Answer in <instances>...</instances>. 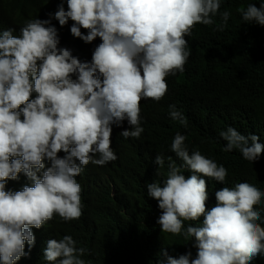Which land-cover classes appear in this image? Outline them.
<instances>
[{
    "label": "clouds",
    "instance_id": "1",
    "mask_svg": "<svg viewBox=\"0 0 264 264\" xmlns=\"http://www.w3.org/2000/svg\"><path fill=\"white\" fill-rule=\"evenodd\" d=\"M223 1L66 0L65 8L60 0L55 12L21 25L19 35L15 27L0 30V264H90L71 235L47 237L50 223L79 220L82 188L104 186L96 169L141 146L146 105L176 130L170 149L153 160L157 175L169 162L167 176L148 183L147 195L158 202L162 233L183 234L196 249L193 258L191 250L174 257L162 248L156 264H251L264 255L254 207L264 190L246 181L225 185L208 209L202 177L225 183L228 170L185 143L197 111L189 73L201 61L197 26L224 31L237 18L255 27L264 50V0L236 9ZM53 20L85 44L101 42L74 55ZM242 133L222 130V150L260 160V135ZM21 173L28 180H19ZM201 217L202 224L184 227Z\"/></svg>",
    "mask_w": 264,
    "mask_h": 264
},
{
    "label": "trees",
    "instance_id": "2",
    "mask_svg": "<svg viewBox=\"0 0 264 264\" xmlns=\"http://www.w3.org/2000/svg\"><path fill=\"white\" fill-rule=\"evenodd\" d=\"M224 1L229 3L232 9L243 4L258 2L257 0ZM47 2L48 0H27L26 3L22 0H0V30L15 27L16 31L13 34L19 35L21 25L32 17L55 12L60 0ZM65 8H67L66 0ZM54 21L52 23L58 28L59 35L63 38L62 46L73 49L74 55L79 56L88 49L93 50L101 42L97 37L92 43L85 44L81 39L71 35L70 28L62 32V29ZM254 28L249 23L244 24L239 19L233 18L228 20L224 31H218L216 26L212 25L206 27L199 25L195 29L199 31V34L195 35L194 41L201 53L198 55L201 61L198 63L195 61L198 72L189 70L190 74L195 75L191 79L190 94L196 102L197 111L200 112L196 111L188 136L184 134L186 136L185 143L190 153L198 150L202 155L214 160L218 166L223 163L224 165H222L228 170V179H226L229 181L223 184L208 177H202L207 184L209 198L206 201V207L208 209L215 205V191L223 188L222 186L230 184L229 187H234L236 183L246 181L264 190V153L261 154L260 160L252 163L245 160L239 151H223L226 141L217 137L220 136L219 133L224 128L226 130L232 126L235 129L238 128L239 132L244 131L242 133L244 135L257 132L256 134L260 135V142L264 144L262 141L264 140V73L262 72L264 71V50L258 42L256 37L258 32ZM81 31L86 33L87 30L82 28ZM34 96L35 93H33ZM237 105L239 106L237 107ZM205 109H209L210 112L206 111L209 113L203 114L202 112L206 113ZM225 110L228 114L224 113ZM262 112L263 114H261ZM158 114L160 113H157L153 107L146 105L143 114L146 135L141 146L135 151L121 156L116 164L97 168L96 171L102 177L104 186L100 184L95 191L85 193L82 188L80 193L82 216L79 220H73L71 223L70 221L64 223L60 217L57 221L53 219V222L50 223L53 233L47 237L58 236L59 239H62L64 235H71L74 240L77 239V247H84L88 250L85 255L90 264L99 262L106 264H156V261L162 258L158 253L164 247L174 257H178L188 250H191L193 258L195 257L196 249L191 247V243L185 240L183 234L162 233L161 226L157 223L161 214L158 202L147 195L148 183L162 182L167 176L169 162H165L164 167L159 170L160 175H157L159 166L154 167L153 160L156 154L167 148L170 149V143L175 136L174 132H176L175 129L172 130L173 132H169L165 118L162 119ZM251 115L253 116L251 117ZM254 115L257 117L253 118ZM234 116L237 117L236 120ZM219 118L220 120H218ZM220 121L221 123L224 121L222 126L218 123ZM210 122L212 125L209 127ZM249 122H254L251 124L253 127ZM216 124H219L220 127ZM206 125L207 127H205ZM214 130L217 132H213ZM168 138L170 141L167 143L166 139ZM181 163L182 161L176 162L178 166ZM191 174L192 172L187 169L183 172L185 178ZM19 180L28 179L21 173ZM12 182L15 181L10 180L8 183ZM78 182L80 183V181ZM254 207L261 211L259 223L264 226V199L261 204ZM202 221L203 217L199 221L184 222V227L186 228L189 224L197 226L202 224ZM263 257L264 255H258L251 264H264Z\"/></svg>",
    "mask_w": 264,
    "mask_h": 264
},
{
    "label": "bare ground",
    "instance_id": "3",
    "mask_svg": "<svg viewBox=\"0 0 264 264\" xmlns=\"http://www.w3.org/2000/svg\"><path fill=\"white\" fill-rule=\"evenodd\" d=\"M22 1H25V3L27 2V0H22ZM255 1H256V0H255ZM257 1H259V0H257ZM58 3H59V2H58ZM252 3H253V2H252ZM20 4H22L23 7H25V5H24L22 2H20ZM28 4H29V2H28ZM54 4H55V3H54ZM51 5H52V4H51ZM51 5H50V6H51ZM18 6H19V5H18ZM258 6H259V5H258ZM19 7H20V6H19ZM21 7H22V6H21ZM56 9H57V8H56ZM54 22H55V21H54ZM247 29H248V28H247ZM254 29H255V28H254ZM68 34H69V33H68ZM68 34H67V35H68ZM66 38H67V37H66ZM71 38H72V37H71ZM68 39H69V38H68ZM68 39H67V42H69ZM71 40H72V39H71ZM258 72H259V71H258ZM262 72L264 73V71H262ZM260 74L262 75V73H260ZM261 77H262V76H261ZM258 78H259V77H258ZM229 82H230V81H229ZM227 83H228V82H227ZM236 91H237V90H236ZM242 98H243V97H242ZM242 98H241V99H242ZM257 98H258V97H257ZM247 99H248V98H247ZM242 100H244V99H242ZM260 100H261V99H260ZM263 100H264V99H263ZM263 100H261V101H263ZM216 101H217V100H216ZM220 101H221V100H220ZM225 101H226V100H225ZM244 102H245V101H244ZM209 103H210V102H209ZM217 103H218V102H217ZM227 103H228V102H227ZM239 103H240V102H239ZM239 103H238V104H239ZM207 104H208V102L206 103V105H207ZM221 104H222V102L220 103V105H221ZM236 104H237V103H236ZM241 104H243V103H241ZM210 105H211V103H210ZM228 105H229V104H228ZM232 105H233V104H232ZM239 105H240V104H239ZM239 105H237V107H238ZM207 106H208V105H207ZM229 106H230V105H229ZM233 106L235 107V105H233ZM240 106H241V105H240ZM243 106H244V105H243ZM211 107H212V106H211ZM216 107H217V106H216ZM212 108H213V107H212ZM212 108H211V109H212ZM229 108L232 110L231 106H230ZM243 108H244V107H243ZM199 109H200V107H199ZM202 109H203V108H202ZM215 109H216V108H215ZM227 109H228V108H227ZM231 110H230V111H231ZM204 111H205V112H206V111H209V109H208V110L205 109ZM220 111H222V109H220ZM223 111H224V110H223ZM225 111H226V110H225ZM238 111H239V110H238ZM240 111H241V110H240ZM246 111H247V110H246ZM258 111H259V110H258ZM261 111H262V110H261ZM197 112L199 113L200 111H197ZM209 112H210V111H209ZM209 112H206V113L202 112V113H203V114H207V113H209ZM242 112H243V110H242ZM218 113H219V112H218ZM222 113H223V112H222ZM224 113H227V111L224 112ZM224 113H223V114H224ZM236 113H237V112H236ZM245 113H246V112H245ZM227 114H228V113H227ZM237 114H238V113H237ZM256 114H257V112H256ZM259 114H260V111H259ZM259 114H257V115H259ZM261 114H263V112H262ZM199 115H200V114H199ZM208 115H209V114H208ZM220 115H221V114H220ZM257 115H254L253 118H255V116L257 117ZM200 116H201V115H200ZM200 116H199V117H200ZM203 116H204V115H203ZM226 116H229V115H226ZM226 116H225V117H226ZM235 116H236V115H235ZM235 116H234V117H235ZM240 116H241V115H240ZM252 116H253V115H251V117H252ZM150 117H151V116H150ZM196 117L198 118V115H197ZM205 117H206V116H205ZM205 117H203V119H204ZM231 117H232V116H231ZM236 118H237V117H235V120H236ZM245 118H246V117H245ZM201 119H202V117H201ZM206 119H207V117H206ZM249 119H250V118H249ZM204 120H205V119H204ZM208 120H209V119H208ZM216 120H217V119H216ZM218 120H220V118H219ZM235 120H234V122H235ZM244 120H245V119H244ZM253 120H254V119H253ZM198 121H199V119H198ZM206 121H207V120H206ZM212 121H213V120H212ZM224 121H225V120H224ZM224 121H223V122H224ZM203 122H204V121H203ZM223 122H222V123H223ZM243 122H244V121H243ZM254 122H255V121H254ZM254 122H253V123H250V122H249V123H250V125H251V124H254ZM201 123H202V121H201ZM218 123L221 124V126H222L221 121L218 122ZM229 123H230V121H229ZM237 123H238V122H237ZM237 123H236V125H237ZM249 123H248V124H249ZM202 124H203V123H202ZM219 124H216V125L219 126ZM248 124H247V125H248ZM257 124H258V123H257ZM197 125H198V124H197ZM197 125H196V126H197ZM210 125H212L211 122H210V124H209V127H210ZM231 125H232V124H231ZM258 125H259V124H258ZM213 126H214V124H213ZM240 126H241V125H240ZM251 126H252V125H251ZM251 126H249V127H251ZM197 127H198V126H197ZM205 127H207V125H206ZM205 127H204V128H205ZM215 127H216V126H215ZM219 127H220V126H219ZM226 127H228V126L226 125ZM252 127H253V126H252ZM257 127H258V126H257ZM193 128H194V127H193ZM240 128H241V127H240ZM194 129H195V128H194ZM206 129H207V130H210V129H208V128H206ZM237 129H238V128H237ZM237 129H236V130H237ZM251 129H252V128H251ZM253 129H255V128H253ZM218 130H219V129H218ZM224 130H225V128H224ZM240 130H241V129H240ZM245 130H246V129H245ZM202 131H203V130H202ZM249 131H251V130H249ZM249 131H248V132H249ZM257 131H258V129H257ZM259 131H260V130H259ZM261 131H262V130H261ZM213 132H215V130H214ZM216 132H217V131H216ZM216 132H215V133H216ZM220 132H221V131H220ZM243 132H244V131H243ZM246 132H247V131H246ZM199 133H200V132H199ZM211 133H212V132H211ZM252 133H253V132H252ZM256 133H257V132H256ZM206 134H207V133H206ZM209 134H210V133H209ZM245 134H246V133H245ZM217 137H218V139L220 138V136H217ZM221 139H222V138H221ZM261 140H262V139H261ZM262 141L264 142V140H262ZM220 143H221V142H220ZM218 144H219V143H218ZM263 158H264V157H263ZM222 164H223V163H222ZM228 164H229V163H228ZM223 165H224V164H223ZM239 177H240V175H239ZM237 178H238V177H237ZM227 179H228V178H227ZM227 179H226V181H227ZM229 180H230V179H229ZM232 180H233V179H232ZM237 180H239V179H237ZM243 180H244V179H243ZM211 182H212V180H211ZM216 182H217V181H216ZM227 182H229V181H227ZM236 182H237V181H236ZM212 183H213V182H212ZM218 184H219V183H218ZM223 184H224V183H223ZM231 186H232V185H231ZM222 187H223V186H222ZM263 187H264V185H263ZM219 188H220V187H219ZM112 193H113V192H112ZM212 198H213V196H212ZM210 199H211V198H210ZM209 203H210V202H209ZM211 206H212V205H211ZM124 211H126V210H124ZM59 219H60V218H59ZM54 220H55V219H54ZM56 221H57V220H56ZM61 221H62V220H61ZM74 221H75V220H74ZM52 222H53V220H52ZM54 222H55V221H54ZM71 222H72V221H70V223H71ZM64 223H65V222H64ZM67 223H69V222H67ZM74 224H75V223H74ZM55 225H56V224H55ZM65 225H66V224H65ZM77 225H78V224H77ZM68 226H69V225H68ZM68 226H67V227H68ZM70 227H71V226H70ZM54 228H55V227H54ZM56 228H57V227H56ZM66 229H67V228H66ZM72 229H73V227H72ZM52 230H53V229H52ZM67 230H69V229H67ZM65 232H66V230H65ZM68 232H71V231H68ZM63 233H64V232H63ZM66 233H67V232H66ZM66 233H65V234H66ZM63 235H64V234H63ZM60 237H61V236H60ZM62 238H63V237H62ZM60 239H61V238H60ZM73 239H74V238H73ZM81 239H82V238H81ZM76 240H77V239H76ZM153 245H154V244H153ZM78 247H79V246H78ZM161 247H162V246H161ZM174 247H176L175 244H174ZM174 247H173V249H174ZM147 248H148V247H147ZM151 248H152V247H151ZM156 248H157V247H156ZM164 248H165V247H164ZM259 258H260V257H259ZM263 258H264V257H263Z\"/></svg>",
    "mask_w": 264,
    "mask_h": 264
}]
</instances>
